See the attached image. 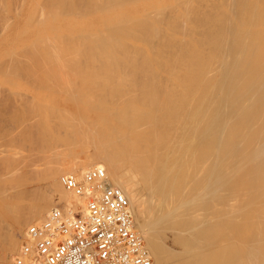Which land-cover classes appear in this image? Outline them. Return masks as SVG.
Masks as SVG:
<instances>
[{
	"label": "bare ground",
	"instance_id": "6f19581e",
	"mask_svg": "<svg viewBox=\"0 0 264 264\" xmlns=\"http://www.w3.org/2000/svg\"><path fill=\"white\" fill-rule=\"evenodd\" d=\"M0 17L1 81L47 78L6 93L0 264L50 210L83 211L62 179L92 169L154 264H264V0H0Z\"/></svg>",
	"mask_w": 264,
	"mask_h": 264
},
{
	"label": "built area",
	"instance_id": "2783aa9c",
	"mask_svg": "<svg viewBox=\"0 0 264 264\" xmlns=\"http://www.w3.org/2000/svg\"><path fill=\"white\" fill-rule=\"evenodd\" d=\"M62 184L83 198V211L67 217L54 208L30 224L13 264H154L129 202L102 169L90 170L82 181L64 177Z\"/></svg>",
	"mask_w": 264,
	"mask_h": 264
},
{
	"label": "rangeland",
	"instance_id": "374dc122",
	"mask_svg": "<svg viewBox=\"0 0 264 264\" xmlns=\"http://www.w3.org/2000/svg\"><path fill=\"white\" fill-rule=\"evenodd\" d=\"M0 18L2 19V17H0ZM1 19H0V20H1ZM0 27H3V23H2V21H0ZM18 28H19V27H18ZM0 29H2V28H0ZM1 32H2V31H0V33H1ZM1 36H2V35H0V37H1ZM3 50H4V49H3ZM3 50H2V52H3ZM3 53H4V52H3ZM18 60H20V61L8 63V65L11 66V67H10V70L12 69V67H13V65H14L13 70H11V71L16 70V69H15V68H16L15 66L19 67L20 65H24V64H26V65H29V64H30V66H31V67L34 66V68H37L36 66L39 65V64L35 65L36 62H34V63L26 62V60H24V59H18ZM27 63H28V64H27ZM32 64H34V65L32 66ZM7 67H8V66H7ZM8 68H9V67H8ZM10 70H8V72H9ZM11 71H10V72H11ZM37 71H38V70L31 71V72H32V73H35V72L37 73ZM10 72H9V73H10ZM31 72H30V73H31ZM11 73H12V72H11ZM36 73H35V75L32 74V75H30L31 77H29V76H26L24 73L21 72V74H20L19 77H17L16 79H15V78L13 79V81L15 82V84H17V85H15V86L13 85L14 82L12 81V79L9 80V79L11 78V76H9V77H10V78H9V77H7V76H3V75H1V76H3V77H6L5 80H4V78L2 77V78H3V79H2L3 81H1V79H0V82H1V83L9 81V83L7 82L8 84H5V83H4L3 85L0 84V89H1V87H2V88H5V89H4L5 91H4V90L1 91V92H5V93H3L4 95H6V96H4L5 99H7V97L12 96V95L7 96L6 93H8L9 91H10L11 93H12V91H16V92L19 91V92L22 93L23 95H26V94H27V96H25V97H27V98L30 97L32 94H35L34 92H30V91H27V92H26V91H25L26 89H25L24 87L21 88L20 85L23 84V83L26 84V82H27V84H29V83L31 84L32 82L38 84V83L42 82L43 79H47L45 76H44V77L42 76V77L40 78V80H41V81H40V80H39V77H40L42 74L40 75V73H37V74H36ZM21 75H22V76H21ZM23 75H24L25 77H24ZM33 75H34V76H33ZM38 75H39V76H38ZM35 76H36V77H35ZM0 78H1V77H0ZM7 78H8V80H7ZM30 78H31V79H30ZM32 79H33V80H32ZM6 80H7V81H6ZM37 80H39V81H37ZM11 81H12L13 83H12ZM34 81H35V82H34ZM43 82H44V81H43ZM11 83H12V84H11ZM9 84H10L11 86H9ZM24 84H23V86H24ZM30 84L27 85V86H29V87L31 88V85H30ZM1 85H2V86H1ZM12 85L14 86L15 89L18 88V87H20L21 89H17V90H18V91H17V90H15V89L13 88ZM8 86H9V87H8ZM27 86L25 85V87H27ZM11 89H12V90H11ZM6 90H7V92H6ZM22 90H23V91H22ZM11 93H10V94H11ZM1 94H2V93H1ZM22 94H21V95H22ZM21 95L18 96V97H19V98L21 97V99H22L23 96H21ZM1 96H2V95H0V97H1ZM2 97H3V96H2ZM2 97H1V99H2ZM4 97H3V99H2V100H3L2 104H3L4 106H6V107L4 108V106L1 104V100H0V108H1V109H0V111H1V112H0V116H1L0 121H7V119H8L9 117H11V115H12V113H13V110H12V113H11V109H10V108H12V107L14 106L12 103L14 102L15 98L10 97V99L13 98L12 101L9 100V98L5 101ZM18 97H17V99H19ZM17 99H16V100H17ZM21 99H19V100H21ZM23 99H25V98H23ZM19 100H17V101H18V105H19V102H20ZM7 101H9V102H7ZM10 101H11V102H10ZM35 101H36V100H35ZM15 102H16V101H15ZM5 103H6V105H5ZM10 103H11V104H10ZM16 103H17V102H16ZM8 104H9V106H8ZM34 104H35V103H34ZM10 105H11L12 107H11ZM2 106H3V107H2ZM37 106H38V105H36V106L34 105L33 109L37 110ZM63 106H64V105H63ZM63 106H62V109H64L65 107L67 108V109H64V110H68V109H70V107L73 109V106H70L69 104H68L67 106L65 105L64 108H63ZM68 106H69V107H68ZM6 108H7V110H8V108H9L10 110L7 111V110H5ZM13 108H14V110H15V106H14ZM13 108H12V109H13ZM16 109L18 110V108H16ZM72 109H71L70 111H72ZM5 112H6V115L4 114ZM1 113H2V115L4 114L3 116H4L5 118L1 115ZM7 113L10 114V116H9ZM17 113H18V111H17ZM13 115H14V114H13ZM13 115H12V116H13ZM8 116H9V117H8ZM2 118H3V119H2ZM4 119H6V120H4ZM34 125H35V124H34ZM34 125L31 126L33 131H35V130L38 129V128L36 127V125H35V126H34ZM31 127H30V128H31ZM33 127H34V128H33ZM36 128H37V129H36ZM32 130H30V131L32 132ZM33 133H34V132H32V134H33ZM35 134H36V132H35ZM33 136H34V135H33ZM33 138H34V137H33ZM33 147H34V146H33ZM78 147H79V145H78ZM78 147H76L75 151L72 150V154H75V153H76L75 155H78V151H79V153H83L84 151H81V152H80V150H81V149H82V150L87 149L88 147H89V149H87V151L89 150L88 152H91V151L93 150L92 145H91V148H90V145H89L88 147H87V146H84V148H81V147L78 148ZM86 147H87V148H86ZM80 148H81V149H80ZM73 149H74V148H73ZM79 149H80V150H79ZM91 149H92V150H91ZM94 149H95V147H94ZM73 151H74V152H73ZM85 151H86V150H85ZM93 151H94V150H93ZM80 155H81V154H80ZM35 158H36V157L34 156V158H32V160H31V162H29V163L27 162L28 166H26V170H27V168L31 165V166H30V169H28L27 171H28V172H31V171H32V172H33V171H37V173H36V172H35V173H36V174H39V171L42 172V167H43V166H42V165H43L42 163H46V162H43L42 160H40L39 157H38V159H35ZM65 158H67V160H68V158L70 159V157H65ZM33 159H34V160H33ZM38 161H39V162L41 161V162H40L41 165H38V164H39ZM37 162H38V163H37ZM21 164H22V163H21ZM34 164H35V165H34ZM32 165H33V166H32ZM34 169H35V170H34ZM41 172H40V173H41ZM32 174H33V173H32ZM30 175H31V173H29V176H30ZM33 175H34V174H33ZM32 178H33V177H32ZM35 179H36V180H34V178L32 179L34 182H32V180H29V181H30V182H28L29 184L26 183V184L23 185V187L26 188V190H27V188L30 189V186H31L32 184L34 185V184L38 183V182H37V181H38L37 178H35ZM31 182H32V183H31ZM35 182H36V183H35ZM31 187H32V186H31ZM133 201H134V200H133ZM135 202H136V201H134V203H133V207H136V206H137V203H135ZM135 205H136V206H135ZM22 239H24V238L21 237V238H20V241H21Z\"/></svg>",
	"mask_w": 264,
	"mask_h": 264
}]
</instances>
